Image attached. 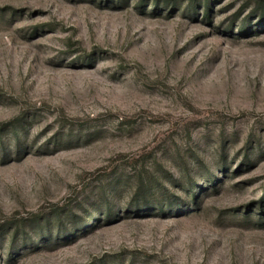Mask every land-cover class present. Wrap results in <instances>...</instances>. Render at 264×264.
Masks as SVG:
<instances>
[{
    "label": "rangeland",
    "instance_id": "obj_1",
    "mask_svg": "<svg viewBox=\"0 0 264 264\" xmlns=\"http://www.w3.org/2000/svg\"><path fill=\"white\" fill-rule=\"evenodd\" d=\"M0 264H264V0H0Z\"/></svg>",
    "mask_w": 264,
    "mask_h": 264
}]
</instances>
